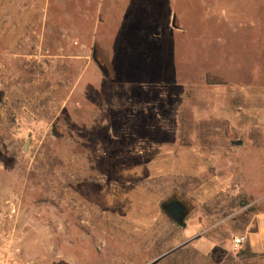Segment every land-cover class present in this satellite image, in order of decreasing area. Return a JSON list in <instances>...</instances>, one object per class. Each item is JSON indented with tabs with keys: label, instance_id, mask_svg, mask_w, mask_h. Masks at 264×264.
<instances>
[{
	"label": "rangeland",
	"instance_id": "rangeland-1",
	"mask_svg": "<svg viewBox=\"0 0 264 264\" xmlns=\"http://www.w3.org/2000/svg\"><path fill=\"white\" fill-rule=\"evenodd\" d=\"M0 264H264V0H0Z\"/></svg>",
	"mask_w": 264,
	"mask_h": 264
},
{
	"label": "water",
	"instance_id": "water-1",
	"mask_svg": "<svg viewBox=\"0 0 264 264\" xmlns=\"http://www.w3.org/2000/svg\"><path fill=\"white\" fill-rule=\"evenodd\" d=\"M94 58V54L92 55ZM162 209L166 215L180 226H185L184 217L186 215V206L179 200L170 199L162 203Z\"/></svg>",
	"mask_w": 264,
	"mask_h": 264
},
{
	"label": "built area",
	"instance_id": "built-area-1",
	"mask_svg": "<svg viewBox=\"0 0 264 264\" xmlns=\"http://www.w3.org/2000/svg\"><path fill=\"white\" fill-rule=\"evenodd\" d=\"M245 239H246L245 236H242V235L236 236L233 239V246H234V248H238L241 245H243V243L245 242Z\"/></svg>",
	"mask_w": 264,
	"mask_h": 264
},
{
	"label": "crops",
	"instance_id": "crops-1",
	"mask_svg": "<svg viewBox=\"0 0 264 264\" xmlns=\"http://www.w3.org/2000/svg\"><path fill=\"white\" fill-rule=\"evenodd\" d=\"M96 64L99 66V64H98V63H96ZM99 67H100V66H99ZM84 73H85V72L83 71V72H82V76H85V74H84Z\"/></svg>",
	"mask_w": 264,
	"mask_h": 264
}]
</instances>
